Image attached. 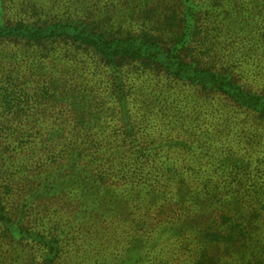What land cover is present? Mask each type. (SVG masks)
Wrapping results in <instances>:
<instances>
[{"label": "rangeland", "instance_id": "rangeland-1", "mask_svg": "<svg viewBox=\"0 0 264 264\" xmlns=\"http://www.w3.org/2000/svg\"><path fill=\"white\" fill-rule=\"evenodd\" d=\"M11 5L6 3L5 11L1 10L5 18L13 21L22 14L21 8ZM29 15L28 23L34 22V14ZM59 54L66 55L62 51ZM260 62L242 74L237 71L234 80L251 91L264 94L263 75L261 77V72L257 74L260 68H264V57ZM130 67L119 79V88H115L113 78L98 83L90 78L94 94L96 92L104 99L101 107L95 106L88 98L87 111L80 112V115L75 116L64 108L62 112H59L62 109L57 110L53 115L62 117L47 120L45 139L36 138L23 145L20 149L23 150L22 157L24 153L35 154L31 159L29 156L30 167L26 173L29 180H34V176L35 181L29 183L22 194L29 192L30 196L28 189L34 190L44 175L49 176L50 182L53 178L69 182L70 191H64V199L61 202L54 200L53 207L47 200L46 207L61 211L69 222L75 220L77 212L82 214V209L97 211L98 216L85 220V223L76 218L75 222L84 227L82 232H74L73 236L76 244L80 241L78 238H85L91 243V251L99 247L106 249L97 254L99 262L115 263L114 259L141 252L143 248L148 254L145 264H196L194 257L198 255L194 251L195 256H191V249L199 239L208 246L213 238L208 239L202 234H210V227L219 226L223 231L222 240L236 246L232 256L224 251L223 244L219 250H213L218 254L214 263L264 264L254 254L247 253L251 249L249 242L240 243L246 233L234 221L235 214L231 213L232 208L239 210L238 207L244 213L245 209L257 210L252 212L253 234L250 236L256 238L254 241L258 246L263 238L259 246L263 248L264 115L243 109L220 93L169 77L163 81L166 91L150 93L147 90L158 81L159 75L154 70L155 75L152 72L139 73V68L132 63ZM25 70L22 64L14 71L9 70L15 78L11 89L16 94L22 89L24 92L34 89L32 81L48 73V69L37 72L31 67L27 79L18 81L17 75H23ZM253 74L257 77L251 82ZM69 87V83L56 86L55 91L64 94L67 89L63 88ZM71 88L75 95L72 103L78 106L75 99H78L76 92L79 88ZM120 88L122 91L117 93ZM119 96L126 102L124 114L117 102L113 104ZM12 117L4 114L0 122ZM78 169L100 174L102 185L96 193H90L93 191L89 185L86 188L70 183L72 178L77 179ZM29 196L22 197L28 199ZM123 201L128 202L127 209L121 206ZM38 210L43 212V207ZM54 211L42 215L51 219L54 215L50 213ZM61 222L53 218L51 227L57 232L66 229ZM72 226L78 230L77 224ZM51 227L46 233L53 235ZM15 242L26 246L28 257L19 256L16 251L0 245V258L6 259L7 263L10 260L13 263L44 264L40 255L43 241L24 238ZM51 262L70 264L64 263L62 256ZM71 264L85 262L77 260Z\"/></svg>", "mask_w": 264, "mask_h": 264}, {"label": "trees", "instance_id": "trees-1", "mask_svg": "<svg viewBox=\"0 0 264 264\" xmlns=\"http://www.w3.org/2000/svg\"><path fill=\"white\" fill-rule=\"evenodd\" d=\"M6 3L21 8L22 16L13 21L5 18ZM1 6L4 11L0 8V117L4 114L13 117L0 122V245L27 258L26 246L15 240L43 241L40 255L44 264H51L59 256L63 257L64 263L70 264L77 260L85 264H145L148 254L143 248L141 252L127 253L112 263L99 262L97 258V254L106 249L99 247L91 251V243L85 238H78L80 241L76 244L73 233L82 232L84 227L75 222L76 218L85 223V220L97 217V211L82 209V214L77 212L75 220H65L61 211L51 207L54 200L61 202L64 199V191H70L69 182L57 178L50 182L49 176L45 175L34 190L28 189L30 196L29 192L22 194L24 188L35 181L34 173L31 174L34 180H29L26 175L29 161L35 154L24 153L22 157L23 150L20 149L30 140L45 139L47 120L62 117L54 116L53 112L64 108L75 116L80 115L88 107V98L101 107L104 99L96 92L94 94L90 78L97 83L113 78L115 88H119V79L127 68H131V63L139 68V73L154 74V70L159 75L158 81L147 90L150 93L166 91L163 81L169 77L220 93L237 106L264 115V94L251 91L234 80L237 71L247 72L264 57V0H2ZM29 14H34V22L28 23ZM59 51L66 55H60ZM21 64L26 70L23 75H17L20 82L27 79L31 67L37 72L48 69V73L32 81L34 89L28 92L22 89L16 94L11 89L15 78L9 70L14 71ZM259 72L264 78V68L257 74ZM255 76L252 75L251 82L256 80ZM68 83L70 87L63 88L67 89L64 94L55 91L56 86ZM72 86L79 88L78 99H75L78 106L72 103L75 96ZM120 91L121 88L117 93ZM115 102L124 114L125 99L119 96L113 104ZM109 110L113 108L109 106ZM101 182L100 174L82 169H78L77 179L74 177L70 181L81 187L89 185L93 191L90 193H96ZM47 200L50 208L46 207ZM127 205V201L121 202L123 208L127 209ZM41 206L43 212L38 210ZM232 209L239 212L231 211L235 214L234 221L246 233L240 243L249 242L251 249L247 253L264 262V245L259 248L263 238L258 246L254 241L256 238L250 236L253 234L252 212L257 210L245 209L244 213L240 207L239 210ZM51 210L54 211L50 213L54 215L51 219L42 215ZM53 218L65 221L66 224L61 223L67 228L60 232L54 230L51 227ZM76 224L78 230L73 229L72 225ZM49 227L53 235L46 233ZM209 229L210 234H202L208 239L213 238L207 241L209 245L199 239L191 249V256L198 255L194 257L196 264H216L218 254L213 250H219L222 244L224 251L233 255L236 244L222 240L223 231L219 226ZM215 245L218 246L213 249ZM194 251L197 252L195 255ZM0 264L31 263L10 260L7 263L6 259L0 258Z\"/></svg>", "mask_w": 264, "mask_h": 264}]
</instances>
